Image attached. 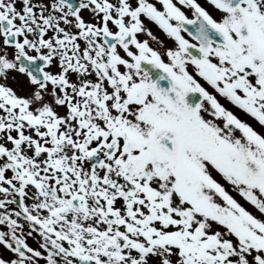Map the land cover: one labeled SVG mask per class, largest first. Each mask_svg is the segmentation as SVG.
<instances>
[{
    "label": "snow or ice",
    "instance_id": "6c2138e0",
    "mask_svg": "<svg viewBox=\"0 0 264 264\" xmlns=\"http://www.w3.org/2000/svg\"><path fill=\"white\" fill-rule=\"evenodd\" d=\"M0 264H264V0H0Z\"/></svg>",
    "mask_w": 264,
    "mask_h": 264
},
{
    "label": "flooded vegetation",
    "instance_id": "af4514ba",
    "mask_svg": "<svg viewBox=\"0 0 264 264\" xmlns=\"http://www.w3.org/2000/svg\"><path fill=\"white\" fill-rule=\"evenodd\" d=\"M154 31H156V30L154 29ZM157 34H158V33H157ZM221 103H224V101H221ZM225 106L228 107L227 104H225ZM233 111L235 112L234 109H233ZM235 114H237L238 116H240V113H238V112H236ZM241 118L243 119L244 117L241 116ZM30 243H32V242L30 241ZM33 246H34V245H33Z\"/></svg>",
    "mask_w": 264,
    "mask_h": 264
}]
</instances>
